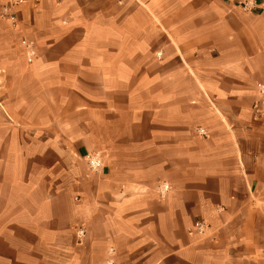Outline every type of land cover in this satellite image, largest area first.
<instances>
[{"label":"crops","instance_id":"obj_1","mask_svg":"<svg viewBox=\"0 0 264 264\" xmlns=\"http://www.w3.org/2000/svg\"><path fill=\"white\" fill-rule=\"evenodd\" d=\"M16 15L0 18V264H264V0Z\"/></svg>","mask_w":264,"mask_h":264},{"label":"built area","instance_id":"obj_2","mask_svg":"<svg viewBox=\"0 0 264 264\" xmlns=\"http://www.w3.org/2000/svg\"><path fill=\"white\" fill-rule=\"evenodd\" d=\"M40 0H7L6 3L2 4L0 6V18L7 19L12 25H15L17 22V15L16 10L19 6L29 3V4H37ZM246 9V6L243 7ZM26 47H30V44H27L26 42H22ZM33 57L32 50H28L27 58L30 62ZM257 99L252 105V111L255 118H260L264 116V86L259 85L256 90ZM200 134H203L202 131H199ZM88 165L91 169L95 170L98 167V162L94 158L88 159ZM163 190H167L168 186H163ZM194 229L202 233L206 229V226L202 222H196L194 225ZM82 231H79V234H81Z\"/></svg>","mask_w":264,"mask_h":264},{"label":"rangeland","instance_id":"obj_3","mask_svg":"<svg viewBox=\"0 0 264 264\" xmlns=\"http://www.w3.org/2000/svg\"><path fill=\"white\" fill-rule=\"evenodd\" d=\"M249 3H247V2H245V4H242V6H241V9L243 10V11H247V10H249ZM244 6H246V9H244L243 7Z\"/></svg>","mask_w":264,"mask_h":264}]
</instances>
